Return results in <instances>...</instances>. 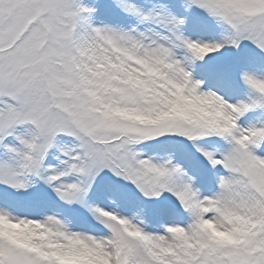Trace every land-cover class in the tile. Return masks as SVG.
Returning <instances> with one entry per match:
<instances>
[{
  "label": "snow or ice",
  "instance_id": "obj_1",
  "mask_svg": "<svg viewBox=\"0 0 264 264\" xmlns=\"http://www.w3.org/2000/svg\"><path fill=\"white\" fill-rule=\"evenodd\" d=\"M0 264H264V0H0Z\"/></svg>",
  "mask_w": 264,
  "mask_h": 264
}]
</instances>
